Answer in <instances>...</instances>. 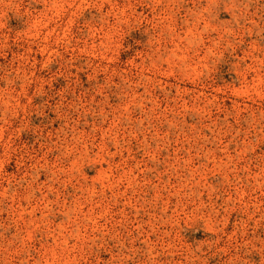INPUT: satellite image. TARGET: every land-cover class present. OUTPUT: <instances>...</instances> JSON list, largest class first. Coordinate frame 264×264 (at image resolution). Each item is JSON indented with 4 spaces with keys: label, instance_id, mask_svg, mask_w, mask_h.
Segmentation results:
<instances>
[{
    "label": "rangeland",
    "instance_id": "1",
    "mask_svg": "<svg viewBox=\"0 0 264 264\" xmlns=\"http://www.w3.org/2000/svg\"><path fill=\"white\" fill-rule=\"evenodd\" d=\"M0 264H264V0H0Z\"/></svg>",
    "mask_w": 264,
    "mask_h": 264
}]
</instances>
